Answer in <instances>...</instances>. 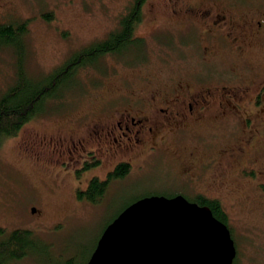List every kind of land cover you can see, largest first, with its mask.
Here are the masks:
<instances>
[{
    "label": "rangeland",
    "instance_id": "obj_1",
    "mask_svg": "<svg viewBox=\"0 0 264 264\" xmlns=\"http://www.w3.org/2000/svg\"><path fill=\"white\" fill-rule=\"evenodd\" d=\"M132 1L0 0V23L29 20L27 67L37 77L52 71L79 49L108 37ZM210 1L200 11L212 7L214 16L217 1L223 0H216L214 5ZM172 2L145 1L134 33L142 40L136 58L125 60L108 54L95 66L82 69L74 84L67 87L71 92L66 91L46 114L23 125L14 136L0 140V238L15 229H28L46 247L17 264H68L70 259H74L72 264H88L86 260L105 225L136 199L179 191L193 195L190 187H196V180L177 172V158L156 150L144 154L142 150L135 155L137 162L129 175L113 182L99 203L79 199L77 192L84 191L87 180L93 174L104 177L112 163L106 161L96 170L74 176L60 163L67 160L76 166L77 162L52 147L58 137L83 132L81 124L91 127L127 106L128 101L142 109L150 104L152 96L161 101L162 96L174 97L183 89L239 88L260 78L257 66L264 67V42L246 53L231 49L228 43L218 46L217 35H206L201 19L169 18ZM44 14L50 18L45 19ZM260 37L263 40L264 35ZM11 55L10 50L0 49V95L14 80ZM166 102H170L169 97L161 105ZM215 125L199 127L198 133L185 137V145L201 151L215 141L223 142L224 136L232 135L238 127L237 121ZM81 149L79 146L73 151L74 157H80ZM201 177L197 182L209 185L208 177ZM231 178L233 185L239 180L236 175ZM212 180L217 182L218 176ZM246 188L242 195L222 188L215 195L221 196L233 229L236 264H264V201L258 202L257 181H249Z\"/></svg>",
    "mask_w": 264,
    "mask_h": 264
},
{
    "label": "flooded vegetation",
    "instance_id": "obj_2",
    "mask_svg": "<svg viewBox=\"0 0 264 264\" xmlns=\"http://www.w3.org/2000/svg\"><path fill=\"white\" fill-rule=\"evenodd\" d=\"M206 1L173 0L172 14L168 16L177 21H191L193 16L197 20L201 19L199 22L204 24L200 25L206 35L216 34L218 46L228 43L229 47L237 52L246 53L251 49L255 51L258 44L264 42V37L263 40L260 37L264 35V0H223L221 3L212 0L209 4L216 3L218 8L214 11V16L212 7L200 11ZM237 5L239 10L235 11L234 7ZM257 70L261 73L260 78L240 86L241 89H183L174 97L168 94L164 95L166 97L162 96L161 101L168 97L170 101L164 105L152 96L150 104L142 109H138L135 102L133 106V103L128 101L127 106L118 109L117 113L107 119L99 120V123L90 124L91 127L81 124L83 132H69V138L58 137L53 141L52 147H55L54 150L59 154L67 153L73 158L71 160L77 162L76 166H72L67 160L60 163L62 167L65 165L67 169L70 168L68 171L74 176L96 170L106 161L112 163L111 169L106 171L104 177L93 174L84 191L91 178L105 180L120 164L129 166V175L134 162H137L135 155L142 150L144 154L156 150L177 158V172L188 174L196 180V187H190L193 195H188L185 191L176 192L175 195H183L190 202L195 201L187 195L220 202L221 196L215 195L219 188L233 190L242 195L247 190L245 186L253 180L257 181V194L261 196L258 202L262 203L264 166L260 158L264 160V67L257 66ZM230 121H237L238 127L232 131V135L224 136L223 142L215 141L206 145V150L202 148L201 151L191 144L185 145V137L198 133L199 127ZM169 135L172 137L168 138ZM57 146L60 148L57 149ZM79 146L84 150L81 149L82 154L77 158L74 157L73 151ZM121 155L126 158L118 159ZM115 158L117 161H114ZM202 174L208 177L209 185L205 182L200 185V182H197L202 178ZM233 175L239 179L235 181V185L229 180ZM217 176L219 180L213 182V177ZM201 188L206 189L200 190ZM220 204L225 209L223 203ZM200 206L207 205L203 203Z\"/></svg>",
    "mask_w": 264,
    "mask_h": 264
},
{
    "label": "trees",
    "instance_id": "obj_3",
    "mask_svg": "<svg viewBox=\"0 0 264 264\" xmlns=\"http://www.w3.org/2000/svg\"><path fill=\"white\" fill-rule=\"evenodd\" d=\"M145 1L133 0L129 3L125 12L120 16L117 29L112 31L108 37L79 49L72 53L61 65L47 74L37 77L32 76L27 67L28 50L25 38L29 30V20L1 22L0 49L6 48L12 52L10 61L14 68L10 67L14 69V80L0 95V140L14 136L23 125L46 114L54 106L56 100H61V96L66 91L71 92V84H74L78 79L77 77L82 69L90 65L95 66V62L108 54L119 56L125 60L136 58V49L141 46L140 42L142 40L135 37L134 33L136 26L142 19ZM44 18H50V15L44 14ZM130 50H132V54H129ZM68 86L70 87L67 88ZM128 172L129 166L120 164L105 180L98 177L91 178L87 189L85 191L79 190L77 196L79 199L99 203L105 197L110 185L124 179ZM152 195L157 194H147L142 197ZM166 196L173 197L176 195ZM187 197L200 205L204 203L209 206L214 216L227 224L233 231L228 222V214L220 202L216 200L208 201L202 197L192 198L188 195ZM124 209L105 225L86 260L87 263L103 231ZM41 248L46 250V247L31 230H12L0 238V264H17L27 256L41 251ZM70 260L68 264H72L74 259ZM235 261L233 264H236Z\"/></svg>",
    "mask_w": 264,
    "mask_h": 264
},
{
    "label": "water",
    "instance_id": "obj_4",
    "mask_svg": "<svg viewBox=\"0 0 264 264\" xmlns=\"http://www.w3.org/2000/svg\"><path fill=\"white\" fill-rule=\"evenodd\" d=\"M236 256L231 230L209 207L152 195L106 227L88 264H233Z\"/></svg>",
    "mask_w": 264,
    "mask_h": 264
}]
</instances>
